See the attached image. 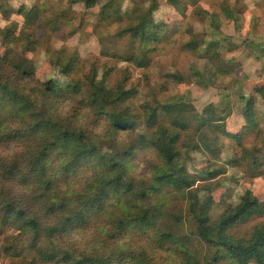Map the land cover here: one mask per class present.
Returning <instances> with one entry per match:
<instances>
[{"label":"clouds","instance_id":"obj_1","mask_svg":"<svg viewBox=\"0 0 264 264\" xmlns=\"http://www.w3.org/2000/svg\"><path fill=\"white\" fill-rule=\"evenodd\" d=\"M0 264H264V0H0Z\"/></svg>","mask_w":264,"mask_h":264}]
</instances>
